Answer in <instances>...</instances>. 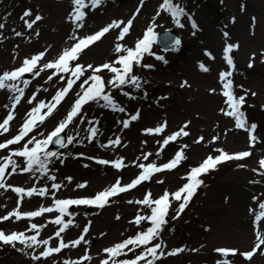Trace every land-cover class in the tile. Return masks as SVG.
<instances>
[{
  "label": "bare ground",
  "instance_id": "1",
  "mask_svg": "<svg viewBox=\"0 0 264 264\" xmlns=\"http://www.w3.org/2000/svg\"><path fill=\"white\" fill-rule=\"evenodd\" d=\"M160 1L144 0L141 7L140 0H103V3L95 10H92L90 6L84 9L86 12L84 27L76 29L80 30V32H75L80 37L94 34L98 28H102L113 21H128L134 14L135 19L124 40L117 41L118 30H111L100 41L95 42L86 48L85 52H82L81 56L86 54L87 57L82 58L83 61L80 60V64H91L93 63L92 61L100 58L106 62H112L117 55L114 51L115 44L120 43L126 47L136 43L143 38L149 25H154V31L158 29L174 31L178 34L181 43L175 49H172L168 57L163 60L154 59L148 64L152 66L151 68H144V72L159 80H151L146 82L149 83L148 87L143 85L138 88L136 94L132 95V97H135L134 99L120 97L117 91L111 94L117 105L125 108L126 111L124 113L113 112L110 108L102 107L103 101L89 102L84 105L82 112L85 113L87 111L90 114L87 118H83L82 123L91 129H97L96 136L99 140L96 142L95 147H87L85 145L80 146L77 140L75 141L74 139L71 143L72 152L68 155V160H66L67 163L65 160L61 163L55 157L49 167L52 170V174L57 173L59 175L61 171L69 172L70 170L75 177L89 176L87 178L90 181V188L87 189H89L88 192H91L92 179L97 180L100 185L102 182L110 180L114 174L111 171L116 170L110 164L101 165L96 163L97 159L108 161L122 159L128 170L136 168V160L130 158L128 150L150 147L149 140L145 139V137H149V135L144 134L145 129L153 128L165 121L167 122L165 132L175 126L182 125L186 121H190L195 129L198 127L203 129L208 122H211V128L214 129L215 136L219 137L216 140L217 148L223 149L229 154L249 151L251 155L239 161H226L230 163L227 166L228 175L216 181L215 184L207 185L205 190L201 192V200L198 203L196 201L193 202V199L191 200L195 210L192 209L187 213L184 211L180 214L179 219H173L170 207L166 217L167 223L163 226L160 235L152 243H163L164 245L159 250L160 254L153 261V264H216L218 259H223L215 251L217 248L237 249L236 245L239 243H248L247 241L245 242L246 238L251 237L250 233L254 232V214L250 213L249 209L251 208L258 212L256 207L259 201L263 199L262 192L257 189V183H251V181H257L259 176L264 179V175L260 174L264 170L260 169L259 165L257 167L252 166L251 161L253 159L259 161L264 159V130H259V127L255 129L252 135L257 139L254 142H250L247 131L237 129L235 122L230 124V120H233L232 118L221 114L220 109L226 107V105L224 104L225 97L221 94L223 89L219 81V73L229 70L223 59V48L227 43L238 44L239 47L230 54L235 65L234 69L231 70L233 74L229 77L233 82L231 90L237 97L246 95L243 106L248 109L252 108V113L264 118V63L261 62L264 60V55H261L264 53V0H185L186 5L182 6L185 14L178 17V22L172 19L169 12L161 8ZM85 3H89V0H85ZM242 5L244 6L243 11H241ZM8 6L12 11L7 17H3ZM70 7V0H0V23H8L7 37L0 33V68L2 65H6L4 62L5 57H10V65L18 67L20 61L22 62L24 59L22 54L29 53L32 56L46 49L45 60L51 61L56 58L65 47L72 43L68 38L73 34V30H70L69 23L66 24L67 11L69 12ZM137 8H140L138 14H136ZM26 9L31 10L34 15L38 14L43 17L41 21L34 25V30L25 28L23 21L20 19ZM157 11H160L159 16H156ZM153 17H156L155 20H153ZM188 17H191V20ZM253 17H255L254 26L252 25ZM233 18L235 23L232 22ZM192 22L196 23V29L192 28ZM178 24H182L183 27L178 26ZM13 29L17 32H22L23 35L20 37L15 36ZM32 31L38 32L39 35L32 33ZM224 32L229 33L227 40L223 36ZM49 45H51L50 48ZM205 51L210 52L215 59H210L206 56ZM14 56L15 60H13ZM165 60L167 63L164 62ZM250 60L253 63L252 68L248 67ZM201 63L208 67L210 71H201L199 67ZM141 69L143 72L142 67ZM50 71L42 72L35 79L31 75L26 78L31 83L25 89V98L16 107L15 119L10 122L9 132L0 136L1 143L17 134L19 126L26 118V113L33 107V105L26 102V99L33 92H36L37 86H39L40 91L36 92V100L33 101V104L43 101L46 95L51 96L63 85L64 81H57L55 76L53 81L47 84L44 83ZM85 75H87V72ZM101 75L105 79L112 76L106 70L102 71ZM25 77L24 75L22 78ZM139 77L144 82L143 75H139ZM177 77H182V79L188 77L190 79V84L193 87L191 95H185V90H181L180 84L175 85L167 82L173 81ZM233 78H236V80ZM79 83L80 81H77L73 85V90L63 99L53 116L47 118L45 123L35 131H39L45 125H55L63 119L66 107L70 105L71 100H75L76 92L80 91L77 87ZM19 86L23 87V84ZM196 87L198 88L197 90ZM44 88H47L48 91L45 92ZM213 88L216 89V92L210 94V89ZM171 91L175 93L170 96L169 92ZM252 93L256 95L253 96ZM12 95L7 90L0 92V122L3 121L8 113V108L5 105L10 107L12 100L9 97ZM162 97L167 98L162 99ZM44 101L47 102L46 100ZM142 107H144L143 115H140L138 120L131 121L129 128L124 129L121 121L130 119V116L136 114L137 110ZM155 108L156 110H154ZM153 113L162 114V116L156 119L153 118V120L147 119L149 114L153 115ZM210 117L213 121H211ZM247 123L250 125L249 122ZM83 124H81V127ZM70 128L71 124L64 130V134L70 131ZM111 130L117 132L110 134ZM72 136L75 137L73 134ZM117 137L121 140L120 145L102 146L108 145L110 140ZM101 138L104 141H101ZM141 141L144 143L143 145ZM210 145L203 146L208 149ZM18 147L19 145H10L9 149ZM166 147L170 149L172 142ZM216 149L211 151L214 156L219 154ZM211 152H209V155ZM7 154L8 150H0V156ZM88 157L93 159H88ZM13 159L21 163L20 158L13 157ZM0 163H3V161L0 160ZM240 165H244V167ZM23 166L21 163V167ZM247 171L252 174L253 178L248 176L249 173ZM162 172H164L163 175L167 176L166 172L168 171ZM28 175L32 176V178L27 187L23 183H26ZM39 176L38 172L34 174L25 173L20 171V169L13 173L9 168L5 173L3 183L6 186L11 185L12 187L28 189L37 185ZM65 180L68 182L67 179ZM142 183L148 185L151 183V179ZM73 189L75 197L70 198L92 197L83 192L82 189L85 188H80V192L77 189L75 190L74 187ZM199 192L200 189L197 190L195 195ZM254 196L259 198L255 203L253 202ZM116 197L121 196L118 195ZM29 198L27 196L18 197L11 188H0V210L3 206L12 205V200L14 199L12 210L17 208L18 200H20L19 210H25L29 208L27 200L36 202ZM70 198L62 196L59 199L67 200ZM127 205L132 206L131 210ZM133 205L124 201V203L114 209L112 214L98 216L97 221L99 222V227L103 229V233H93L90 239H85L86 241L88 240L87 243L82 242L81 244V247L85 244L90 248L92 256H94L92 261L97 255L99 257V254H104L103 250L107 246V236L105 235L107 232L114 235L113 228L118 223H115V221H120L121 224L119 225L124 228L122 240L134 237L140 232L141 229L138 225L130 223V221H133L136 215H141L146 210H150V208L135 203ZM72 206L74 207L75 205ZM81 206L84 205H76V208L70 207L73 209L66 211L65 215L71 216L68 213L74 214ZM46 214L43 213L41 216ZM117 216L120 219H116ZM36 218L38 217L32 219ZM95 219L96 217L93 218V222H95ZM21 220L17 221L14 217L10 219L15 225H20ZM38 220L39 218L36 221ZM125 221L128 223L124 224ZM77 225V221H72L68 229L77 228ZM169 238L174 240V245L170 248L167 245ZM177 248L184 249V251L171 256L167 254ZM41 249V245L38 248L26 249L25 251L28 250L29 255L25 257L31 260V255L39 254ZM194 249L195 251H193ZM54 258L56 257L52 255L47 260L42 258L36 262L63 264L65 260L61 256L56 261L53 260ZM148 258L151 259L152 257L149 256ZM227 259L231 260L233 264H240L242 257L230 256ZM244 264H248V262H244ZM253 264H264V256L259 254L254 256Z\"/></svg>",
  "mask_w": 264,
  "mask_h": 264
},
{
  "label": "snow or ice",
  "instance_id": "2",
  "mask_svg": "<svg viewBox=\"0 0 264 264\" xmlns=\"http://www.w3.org/2000/svg\"><path fill=\"white\" fill-rule=\"evenodd\" d=\"M141 7L143 6L144 0H140ZM103 3V0H89V3H85V0H70V10L68 12V18H70V22L75 26V29L83 28L85 24L86 12L84 9L90 8L95 10L98 6ZM161 8L171 14V17L174 21L178 22V17L184 15V9L179 5L175 4L173 0H163L161 4ZM244 10V6H241V11ZM140 8H137L136 14H138ZM160 15V11H157L156 16ZM156 17H153L155 20ZM23 21L25 28L33 29L34 25L37 24L38 21H41L43 17L41 15H34L31 10H25L20 17ZM135 19V14L131 19H129L126 23L123 21H113L106 26L102 27L100 30L96 31L94 34L86 35L83 37L78 36L75 33V29L73 34L69 36V40L72 41L67 47H65L56 58L51 61L45 60L46 52L41 51L35 55L30 57H25L21 64L18 67H15L11 70H6L0 73V90H7L9 93L13 95L9 97L12 100L10 107L5 105L8 108V113L6 117L0 122V136L9 132L10 122L15 119V110L17 105H19L22 99L25 98V89L29 87L31 81L27 79H21L25 73L31 74L32 78L35 79L39 77L42 72L47 70H51L47 75V79L44 81L47 84L50 81H53V77H57V81H64L63 85L60 86L55 94L52 96L51 101H39L36 104H33V101L36 100V92L40 91L39 86H37L36 92H33L30 97L26 99V102L33 107L26 113V118L23 123L19 126L18 133L12 136L9 139H6L4 142L0 143V150H8V154L4 156H0V160L3 163H0V188H11V190L17 194L18 197H32L34 194L45 196L47 195L46 188H29L24 189L22 187H12L11 185H5L3 183V178L5 176L6 171L10 168L14 173L17 169L25 173H39L40 176H47L48 180L55 181L56 177L53 175H49L48 165L52 162L51 158L56 157L59 159V154L53 153L50 151H46L47 145L49 143H56L57 145L65 146L64 142L61 139V133L68 127L69 124H75L77 118L83 122V117L81 115L82 110L84 109V105L89 102L95 101H103L102 107L110 108L113 112L119 111L124 113L126 110L124 107H120L114 101L113 96L107 94L105 92L106 88H120L124 86L126 83L132 84L134 87H140L139 78L133 74L134 66L151 68V65H143L141 64V56L143 53L148 52L150 45L156 40V34L154 33V25H149L147 30L145 31L143 38L139 39L134 47H125L120 43L115 44L114 51L117 54L116 58L112 62H106L99 66H94L92 64L83 65L78 63L82 52L84 49L93 45L95 42L100 41L107 33H109L113 29L118 30L117 41L124 40L126 35L129 33L130 27L132 26L133 20ZM191 20V17H188ZM233 23H235V19L233 18ZM252 25H255V17L252 18ZM178 26L183 27L182 24H178ZM5 28L4 23H0V30ZM192 28L196 29L197 25L195 22H192ZM15 36L20 37L23 35L22 32H17L13 29ZM39 35V33H36ZM223 36L225 40H227L229 33L224 32ZM168 36L165 33V41H167ZM181 41L179 39H174L173 44L175 46L180 45ZM51 45H49V48ZM239 47L238 44L227 43L223 48V59L228 66V71H221L219 73V81L222 84V96L225 97L224 104L226 107L220 109V112L225 117H230L235 122V127L237 129H244L249 134L250 142L256 141V137L252 135L254 130L257 128L255 123L248 125L245 114L241 111L243 107L246 95L236 96L234 92L231 90L233 86V82L229 77L232 76V69H234V60L230 55L234 49ZM205 55L210 59H215L211 55L210 52L205 51ZM261 55H264L262 53ZM158 60H163V57H157ZM15 60V56L13 57ZM167 63V61H164ZM264 63V60L261 61ZM200 70L203 72H208L210 69L206 67L203 63L199 65ZM249 68L253 67V63L249 62ZM106 70L111 73V78L107 80L101 75L102 71ZM90 71V75H85L86 72ZM65 74V75H61ZM83 78V79H81ZM77 81L80 83L77 87L80 91L76 92V98L70 108L67 111L64 118L59 121L53 130L45 135L43 132L35 131L41 125L45 123V120L52 116L54 111L57 110L58 106L61 104L63 99L73 90V85L76 84ZM23 84V87L19 85ZM187 82L181 83L180 87H186ZM45 92L48 91L47 88L43 89ZM216 89H210V94H214ZM128 95L127 93H124ZM255 96V93H252ZM135 98V97H130ZM167 97H162V99H166ZM140 118L139 110H137L136 114L131 115L130 119H124L121 121L124 129L129 128L131 121H136ZM91 123V121H89ZM190 121L185 122L182 126L179 127L178 130L173 131L167 135H161L165 132L167 128V122H163L158 126L153 128H147L144 130L145 135H155L160 136L161 140L158 141L160 143L161 150L165 146H168L171 142L177 141L178 138L187 137L190 135L187 129L189 128ZM91 135L88 137L91 142L92 138L96 135L97 129H88ZM41 137V138H38ZM27 138V139H26ZM67 143L71 144L75 137L71 135H67ZM203 137H199L194 141V143H201L203 141ZM218 136L213 137V142L218 140ZM23 141V143H21ZM162 141V143H161ZM121 144V140L119 137L110 140L108 145H102L103 147L108 146H118ZM10 145H19L16 149H9ZM187 144H183L180 150L176 151L174 157L169 160L168 163L162 165H156L153 163L138 164L136 165L142 171L140 174L133 179L130 183L122 184L120 178L116 180L114 184L111 186L97 192L94 196L90 198H80V199H54V207H40L38 210L29 211V212H21L19 211L20 200L17 201V208L8 212L6 215L0 217V222L8 221L12 217H14L17 221L22 218H26L31 220L32 218L39 217L43 213H52L53 211L58 212L60 215L56 216L54 220L49 221V223H53L59 226V229L55 232V238L59 239V243L57 246L48 247L49 241L53 239V237H49L48 239L38 240L37 237L40 234V228L44 225H37L35 223L29 224L28 231H34L35 235L26 236L24 232H12L10 234H6L4 231L0 230V244L3 245H11L13 247L16 246L17 243L24 246L23 249H17L18 251L24 252L25 256H28L29 253L24 251V249L38 248L41 244L45 247L39 254L31 255V260L36 262L40 261L42 258L47 260L54 253H60L62 249L72 247L75 248L80 246L81 243H87L85 240V236L89 231V226H85L83 228L82 233L78 238L65 242L64 238L61 236V233L65 232V230L71 224V221H65L61 219L62 216L66 214V209L69 205H92L96 208L103 209L109 203L112 197L118 196L121 193L127 192L131 189L136 188L143 181L149 180L153 174L160 173L162 171H171L176 168L182 160L187 159L184 154V148H187ZM216 152L219 153L216 156H207L198 166L193 167L186 179V183L178 188L174 192H169L165 190L163 195L157 199L152 198V194L146 193L142 200L127 201L132 204L144 205L150 208L151 215L142 216L136 215L133 221L130 223H135L140 225L141 221H147L151 226L147 227L146 230H141L134 237L127 238L119 243L114 244L111 247L105 248L104 254L105 258L100 260V264H153V261L157 259L159 250L164 247L163 243H155L152 241L156 240L160 235V232L163 229V226L167 223V215L168 209L171 207L173 201H178L179 207L176 210V215L173 216V219H178L180 214L185 210L189 201L193 197L196 192V189L202 184V181L198 179V177L202 174L208 173L210 170H214L216 166L225 161L231 160H242L251 155L249 151H243L240 153L229 154L225 152L223 149H216ZM152 153H144L143 159L148 160L149 156ZM160 152H156V156L158 157ZM13 157L20 158L21 163L24 165L21 167V163H18L17 160L13 159ZM88 159H93L92 157H88ZM140 159L139 157L137 158ZM61 163L63 161L61 160ZM96 163L101 165H111V167L116 170H120L126 165L123 164L122 159H118L116 161H108L103 159H97ZM244 167V165H240ZM87 167V165H85ZM259 168L264 170V159L259 161ZM261 175H264V171H261ZM68 181L71 182V177H67ZM157 183H163L162 180H157ZM251 183H258V181H251ZM78 188H85V184H78ZM52 188L59 190L61 188L60 184L53 183ZM259 200L258 197H253V202H257ZM259 211L256 212L254 209H249V212L254 214V243L249 251L241 252L238 249H229V248H217L215 251L223 257V259H218L216 264H233V262L228 257L239 256L242 257L240 264H244V262H248V264H253V257L259 254L260 256H264V200H260L258 203ZM68 215H72L68 213ZM116 219H120L119 216ZM103 235V234H102ZM150 245V246H149ZM137 248H141L140 252H136ZM184 251V249H174L168 252V255H176L180 252ZM195 251V249L193 250ZM128 252H132L134 254L133 257H129L126 259H118L121 256H127ZM152 258L149 259L148 257ZM82 260H90V257L85 254ZM82 260L78 259L76 261L64 260L63 264H82Z\"/></svg>",
  "mask_w": 264,
  "mask_h": 264
},
{
  "label": "rangeland",
  "instance_id": "3",
  "mask_svg": "<svg viewBox=\"0 0 264 264\" xmlns=\"http://www.w3.org/2000/svg\"><path fill=\"white\" fill-rule=\"evenodd\" d=\"M173 2L177 5H179L180 7L186 5L185 0H173ZM162 3H163V0L160 1V4H162ZM11 11H12L11 8L8 6L4 12L3 17H7V15H9L11 13ZM67 14H68V11H67ZM66 17H67L66 18V24L69 23L70 30L74 31L75 26L70 22V18H68V15ZM7 29H8V23L5 24L4 29L0 30V33L3 36L5 35V37H7V35H6V33L8 31ZM98 29H100V28H98ZM76 31L80 32V30L75 29V32ZM160 31H165V30L160 29ZM160 31L158 29L154 33L157 35L158 33H160ZM169 32L175 33L172 30L171 31L169 30ZM32 33L35 34L36 32L32 31ZM175 34L179 38L178 34L177 33H175ZM132 35H133V33H132ZM134 45H135V43H132L130 46L134 47ZM130 46H126V47L131 48ZM172 49H174V48H172ZM171 51H162V50L160 51L156 47L155 41H154L150 45L148 52H145L142 54L140 62L143 65H148L152 59H155L157 57H163V58L168 57V54ZM22 55L24 57H29L31 54L24 53ZM54 56H55V54H54ZM85 57H87L86 54H85V56L84 55L81 56L80 59L83 61L82 58H85ZM9 61H10V57L9 58L5 57L4 62L6 63V65H2V67L0 68V73H2L3 71H6V70H11L14 67H16V65H10ZM92 62L93 63H91V62H88V63H91L94 66H99V65L103 64V62L106 63V61L104 59H101V58L96 59V61H92ZM3 67H5V68H3ZM142 68H143V72H142V69L140 66H134V69H133V74L136 75L140 80V87L143 85H144V87H148L149 83H146V82H150L151 80H156V81L159 80L157 78L156 79L153 78L152 75H149L146 72H144L145 67H142ZM90 74H91L90 71L87 72V75H90ZM199 74L203 75L202 73H199ZM139 75H141V76L143 75L144 82L141 81V78L139 77ZM109 78H111V77H109ZM233 79L236 80V78H233ZM185 81L187 82L188 86L183 87V89L181 88V90L182 91L185 90L184 91L185 95H191L193 87L191 86V84H190L191 81L188 77H185L184 79H182V77H177L173 81L170 80L167 82L169 84L172 83L175 85H179V84L181 85V83H183ZM197 89L198 88L196 87V90ZM137 90H138V88L134 87L132 84L126 83L124 86H122L120 88H111V87L106 88L105 92L107 94L111 95L114 91H117L118 94L120 95V97H125V98L129 97L130 98V97H132V95L136 94ZM0 92H2V90H0ZM124 93H127L128 95H125ZM174 93L175 92H173V91L169 92L170 96ZM54 94H52L51 96L46 95L45 98L43 99V101L47 100L49 98H52V96ZM69 107H70V105L68 107H66L63 115H66L67 111L70 110ZM154 110H156V108ZM139 111H140L139 112L140 115L142 116L144 113V107H142ZM241 111L244 112L245 119L247 122L250 123V125L252 123H255L257 125L256 129H258V127H259V130H264V118L263 117H260L257 114L252 113V108L248 109L247 107L243 106L241 108ZM89 114L90 113L87 111L85 113H83V112L81 113L83 118H87ZM161 116H162V114L153 113V115L149 114L147 119L153 120V118L156 119L157 117H161ZM210 119H211V117H210ZM211 121H213V119H211ZM233 123H234V120H230V124H233ZM56 124L52 125V126L45 125V127H41L39 129V132H43L46 135L47 133H49L53 130V128L56 126ZM81 124H83V123L81 122V120L79 118H77L76 123L71 124L70 131L65 133V136H67V135L72 136V134H73L75 136V141L77 140V143H79L80 146L85 145L87 147H89V146L95 147V144L99 140V138L95 135L90 142L88 137L91 135V133L88 131V129H91V128L85 124H83V126L81 127ZM182 125L175 126L171 129H168L167 132H164L161 135L170 134L173 131L178 130L179 127ZM187 131H189L190 135L187 137L178 138L177 141L172 142V147L170 149H168L165 146L163 148V150H161L160 143H158V141L161 140L160 136L149 135V137H145V139L149 140L150 147H145L144 149L139 148V149L128 150V155L130 156V158L132 160L133 159L136 160V165H138V164L147 165L148 163H153V162L156 165H162V164L168 163L169 160L174 157L176 151L180 150V148L183 144L188 145L187 148H184V154L186 155L187 159L182 160L180 162V164L176 168H174L173 170L166 172L167 176L163 175L164 172L153 174L152 177L150 178L151 183H149L148 185L146 183L145 184L141 183L136 188L119 194V196H121V197H118V198L116 196L113 197L112 200H110L109 203L103 209L95 208V206H92V205L90 207L82 206L77 211H75V213L72 214L71 216H66V215L62 216L61 219L65 220L66 222L70 220L71 222L77 221V223H78L77 228H71V229L67 228L65 230V232L61 233V236L64 238V241L67 243V242H70V241L78 238L79 235L82 233L83 228L85 226H89V231L86 234L85 239H90V237L92 236L93 233L94 234L103 233L102 232L103 229H101L99 227V222L97 221L98 216L103 215V214H105V215L112 214L114 212V209L117 208L122 203H124V201L142 200L144 198L145 194L149 193V192L152 194V198L157 199L163 195V192L165 190H167L169 192H174L178 188H180L182 185H184L187 182L186 179H184V178L187 177L190 170L193 167L198 166L209 155V152L214 151L217 148L216 141L213 142V137L215 136V131L213 128H211V122H208L207 126H205L203 129H200V127L195 129L190 123ZM115 132H117V131L111 130L110 134H113ZM201 136L204 138L203 141L199 144L194 143V141ZM39 138H41V137H39ZM139 138H141V137L139 136ZM101 141H104V139L101 138ZM141 144L143 145L144 143H142V141H141ZM209 144H211L210 147L208 149H205L203 145H209ZM65 147L66 148H63V149L57 150V151L50 149V148H47L45 150L59 154V160L60 161L65 160V162H66V160H68L67 159L68 155L72 152L73 147H72V144H68V143ZM157 151L160 152V155L158 157L156 156ZM144 153H152V155L149 156L148 160H144L143 159ZM210 155L214 156V154L212 152L210 153ZM138 157L140 158L139 160L137 159ZM54 160H55V157H52L51 161L53 162ZM251 163H252V166L257 167V165H259V160L253 159L251 161ZM229 164H230L229 162L225 161L223 163L218 164L214 170H210L208 173L199 176L198 179L202 181V184L196 190L200 189V192L197 195H195L196 194V192H195V194L193 195L191 200L193 199V202L196 201V203H198L201 200L200 194H201V192H203L205 190L207 185L209 186L210 184L211 185L215 184L216 181H219V180H221V178L226 177L229 173L227 170V166ZM49 165H48V168H49L48 174L55 176L56 177L55 181L48 180L47 176H39V180H38L39 182L37 183L36 186H34L37 189L46 188L47 189V195L40 196V195L34 194L30 198H32L37 203L36 202L34 203V202L27 200L29 208H26L25 210H19V211H21V212L35 211V210H38V207H40V206L41 207L42 206L54 207V199H59L62 196H67V198L75 197L73 187L75 188V190L77 189L80 192V188L77 187L78 184H85L86 185L85 189L90 188V181L87 178L89 176L75 177V175L70 170H69V172L68 171H65V172L61 171V173H59V175H57V173L52 174L51 173L52 170L50 169ZM61 170H67V169H61ZM115 171H118V170H112L111 171V173L113 172L114 174L112 175L110 180H108L106 182H102V184H100V185L98 184L97 180L92 179L91 192H88L89 189H87V191H85V189H82L83 192L88 194V195L94 196L97 192H99V191L111 186L112 184H114L118 178H120L122 184L130 183L133 179H135L140 174L142 169L140 170V168L136 166V168L134 170H132V169L128 170L127 167L125 166L122 170H119V172H115ZM242 171H245V170H242ZM53 172H54V169H53ZM248 173H249L248 176L252 177V174L250 172H248ZM101 176H99V177H101ZM244 176H246V175H244ZM67 177L72 178L71 182H69V181L66 182L65 179H67ZM31 178H32V176L28 175L26 177V183H23V184L25 186L27 185V187H28ZM158 179L162 180L163 183H157L156 181ZM173 179H176V180H173ZM257 181H258L257 189H259L260 192H262V194H263L262 200H264V179H261L259 176ZM53 183L60 184L61 188L59 190L53 189L52 188ZM61 189H63V190H61ZM14 200H12V205H8L6 207H4V206L1 207L0 217H2V215H6L7 212L12 210ZM191 200L189 201L188 205L186 206V208L184 210L185 213L189 212L192 209L195 210V206H193L194 204L192 205ZM179 203L180 202H178V201L172 202L170 212L173 213V216L176 215V210L179 207ZM132 205H133V203H132ZM127 206L129 207V209L132 207L129 205H127ZM256 208L259 211L258 205ZM72 209L73 208H71L70 210H72ZM70 210H68V211H70ZM58 215H60L58 212L53 211L52 213H47L46 215L39 216L38 221H36L38 218L31 219V220L22 219L20 221V225H15L10 220L4 221V222L0 223V230L4 231L6 234H10L12 232H24L26 236H31V235H35V232L34 231H28L29 224L35 223L38 226L44 225L43 227L40 228V230H39L40 234L37 237V239L38 240L48 239L51 236V237H53V239H51L49 241L48 247H54V246H57L59 243V239L55 238V232L59 229V226L55 225L53 223H49V221L54 220L55 217ZM141 215L142 216L151 215V211L149 210V211L143 212V214H141ZM94 217H96V219H95L96 224H95V222H93ZM145 221L141 222V224L138 225V227L141 230H146L147 227L151 226L150 224H148L146 226ZM116 222H118V223H116ZM262 222H264V221H262ZM115 223L117 224V226H115L113 228L114 235H112L111 233L108 234V232L105 235V236H107V246L105 248L111 247L114 244L125 240V239L122 240L124 228L119 225V224H121V222L115 221ZM125 223H128V222L125 221L124 224ZM69 226H70V224H69ZM250 236L251 237H248L245 240V242L247 241L248 243H239L238 245H236V248L239 251H241V252L249 251V249L252 248L253 243H254V239H255L254 232L250 233ZM128 238H130V237H128ZM87 242H88V240H87ZM167 245H168V248L172 247L174 245V240L169 238V240L167 241ZM41 246H42V249L40 251H42L43 248L45 247L43 244H41ZM23 248H24V246L19 244V243H17L15 247H13L11 245L0 244V264H43L42 262H40V263L33 262L32 260L25 257L24 252L17 250V249H23ZM25 250L26 249H24V251ZM141 250H142L141 248H137L135 251L138 253ZM73 252H76V253H73ZM85 254H87L90 257V260H82V258ZM53 255L56 257L53 259L55 261L59 259L58 258L59 256H61V258L64 257L65 260H69V261H76V260L80 259V260H82V264H100L99 260L105 258V255L101 253V254H99V257L97 255L95 257V259L92 261L94 256H92L90 248L88 246H86L85 244H83L82 247L80 245V246H77L75 248H72V247L64 248L61 250L60 253H54ZM133 256H134V254L132 252H128L127 256H121V257H118V259H126V258L133 257ZM155 264H159V263H155Z\"/></svg>",
  "mask_w": 264,
  "mask_h": 264
}]
</instances>
